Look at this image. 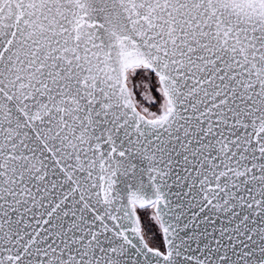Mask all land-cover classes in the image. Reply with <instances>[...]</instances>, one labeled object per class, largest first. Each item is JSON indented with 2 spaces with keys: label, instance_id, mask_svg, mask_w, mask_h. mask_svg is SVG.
Returning a JSON list of instances; mask_svg holds the SVG:
<instances>
[{
  "label": "snow or ice",
  "instance_id": "1",
  "mask_svg": "<svg viewBox=\"0 0 264 264\" xmlns=\"http://www.w3.org/2000/svg\"><path fill=\"white\" fill-rule=\"evenodd\" d=\"M0 264H264V0H0Z\"/></svg>",
  "mask_w": 264,
  "mask_h": 264
}]
</instances>
